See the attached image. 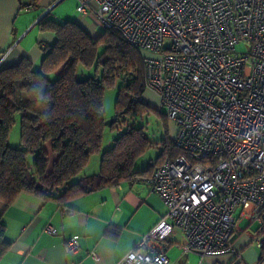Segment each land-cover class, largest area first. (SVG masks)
I'll list each match as a JSON object with an SVG mask.
<instances>
[{"label": "built area", "instance_id": "1", "mask_svg": "<svg viewBox=\"0 0 264 264\" xmlns=\"http://www.w3.org/2000/svg\"><path fill=\"white\" fill-rule=\"evenodd\" d=\"M76 10L141 52L145 89L175 124L181 151L144 179L168 220L115 264H169L175 229L184 252L241 259L236 211L264 217V0H78ZM256 242L264 246V232ZM65 248L77 251L78 238Z\"/></svg>", "mask_w": 264, "mask_h": 264}, {"label": "trees", "instance_id": "2", "mask_svg": "<svg viewBox=\"0 0 264 264\" xmlns=\"http://www.w3.org/2000/svg\"><path fill=\"white\" fill-rule=\"evenodd\" d=\"M28 1L30 6H35L39 0ZM38 29L54 35V41L42 48L39 69L26 57L0 68V202L3 206H9L20 193L63 204L103 186L147 177L156 165L181 153L171 140L162 139L156 161L144 170L134 171L135 161L153 145L143 136L141 128L133 126L121 132L101 152L106 126L102 116L105 88L112 86L117 78L127 79L117 94V119L125 116L133 120L150 109L145 101L139 100L145 89L141 52L128 44L116 29H105L91 37L73 20L48 17L38 21ZM78 64L86 68L97 64L100 78L77 79ZM61 67L62 72L55 75ZM50 74L56 78L50 79ZM42 80L47 82L46 86ZM30 87L36 90L43 87L44 94H51V101L32 102L25 96ZM33 103L38 106L34 107ZM16 115L20 124L19 148L9 144ZM93 154H100L98 172L80 175ZM29 155H32L31 165ZM4 234L5 226L0 219V259L10 246Z\"/></svg>", "mask_w": 264, "mask_h": 264}, {"label": "crops", "instance_id": "3", "mask_svg": "<svg viewBox=\"0 0 264 264\" xmlns=\"http://www.w3.org/2000/svg\"><path fill=\"white\" fill-rule=\"evenodd\" d=\"M77 5L78 0H39L35 6H30L28 0H0V68L14 65L23 57L30 59L34 66L40 65L42 48L54 41L52 33L38 29V21L45 17L73 20L88 34L94 25L96 32L101 33L93 17L78 12ZM113 139L107 141L104 149L101 146V152ZM142 155L135 161L134 171L146 169L157 158L143 160ZM98 170L97 158L96 164L91 167L89 161L80 175L96 174ZM144 179L145 176L134 177L103 186L63 204L28 193L18 194L9 206L0 209L4 237L10 243L0 264L119 262L143 234L160 220H168L166 205L150 191ZM235 216L237 229L232 244L241 259L231 254L201 258L194 252H184L185 236L175 229L166 235L169 264H259L264 246L258 244L256 238L264 232V217L242 214L241 209ZM74 236L79 240V249L67 252L65 242ZM93 250L99 255L98 261L90 255Z\"/></svg>", "mask_w": 264, "mask_h": 264}, {"label": "rangeland", "instance_id": "4", "mask_svg": "<svg viewBox=\"0 0 264 264\" xmlns=\"http://www.w3.org/2000/svg\"><path fill=\"white\" fill-rule=\"evenodd\" d=\"M91 26V30L89 32V35L91 37H95L98 31ZM237 49H242L241 46H238ZM101 48L99 49V52H101ZM97 64H95L92 67H84L80 64L76 66L75 72H76V78L77 79H85L88 77H96L100 78V68L96 67ZM36 69H39V66H34ZM50 79H55L56 76L54 74L49 75ZM127 79L121 80L120 78H117L115 83L105 88L103 93V112L102 116L105 120H108L112 117L116 116V109H115V102L117 98V94L119 89L124 85V82H126ZM142 98L146 101V103L150 106V109L143 114L142 116H139L135 119H131L125 116L118 117L116 120L117 122L112 123L110 126L113 128H110V126H105L104 135L102 138L101 146L102 149L105 148L107 141L112 140L113 137H117L118 133H121L130 126L141 128L143 136L146 137V139L151 142L153 145L152 147L145 150L144 154L142 155L143 160L148 159L149 157L151 159H155L159 153L161 152V149L158 150L157 146H160V142L162 139H173L175 133H176V126L175 124L166 117L165 115V108L160 106V100L158 95L149 90L144 89L141 94ZM20 124H19V115H16L14 117V124L12 125V128L10 130L9 135V144L12 147L19 148L20 147ZM98 158V163L100 161L99 154H93L90 157V166H94L96 164V159ZM28 163L31 165V159L32 155L28 156ZM3 206V203L0 202V209ZM255 227H257L255 225Z\"/></svg>", "mask_w": 264, "mask_h": 264}, {"label": "clouds", "instance_id": "5", "mask_svg": "<svg viewBox=\"0 0 264 264\" xmlns=\"http://www.w3.org/2000/svg\"><path fill=\"white\" fill-rule=\"evenodd\" d=\"M43 81V84L46 86L47 82L42 80ZM25 96L30 99L32 102L36 101V100H43V101H51L52 99V96L50 93L48 94H44V91H43V87L40 89V90H36L34 88H29L26 90L25 92ZM34 107L38 106L36 105L35 103H33ZM45 118V117H42V119Z\"/></svg>", "mask_w": 264, "mask_h": 264}, {"label": "water", "instance_id": "6", "mask_svg": "<svg viewBox=\"0 0 264 264\" xmlns=\"http://www.w3.org/2000/svg\"><path fill=\"white\" fill-rule=\"evenodd\" d=\"M116 116L115 117H112V118H110V119H108V120H105L104 121V124L106 125V126H110L112 123H114L115 121H116Z\"/></svg>", "mask_w": 264, "mask_h": 264}]
</instances>
